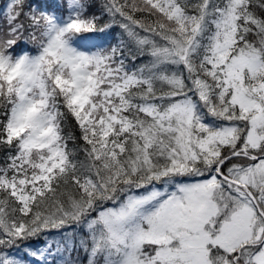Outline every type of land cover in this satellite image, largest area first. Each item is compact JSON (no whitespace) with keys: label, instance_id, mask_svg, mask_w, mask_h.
<instances>
[{"label":"snow or ice","instance_id":"1","mask_svg":"<svg viewBox=\"0 0 264 264\" xmlns=\"http://www.w3.org/2000/svg\"><path fill=\"white\" fill-rule=\"evenodd\" d=\"M0 264H264V0H0Z\"/></svg>","mask_w":264,"mask_h":264}]
</instances>
